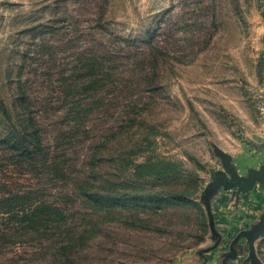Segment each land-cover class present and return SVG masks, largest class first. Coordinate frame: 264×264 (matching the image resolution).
Returning a JSON list of instances; mask_svg holds the SVG:
<instances>
[{"label": "rangeland", "instance_id": "obj_1", "mask_svg": "<svg viewBox=\"0 0 264 264\" xmlns=\"http://www.w3.org/2000/svg\"><path fill=\"white\" fill-rule=\"evenodd\" d=\"M263 11L264 0H0V96L14 110L24 88L67 175L21 160L2 135L0 193L40 190L78 233L95 229L72 258L31 234L1 249L0 264H264V235L251 255L242 234L258 230L264 189H224L216 154L242 176L264 165ZM56 20L60 30L39 33ZM151 47L163 51L156 69ZM86 52L115 80L93 96L63 81L83 71ZM148 162L171 172L140 176L135 163ZM81 180L143 200L100 208ZM181 194L196 204L167 201Z\"/></svg>", "mask_w": 264, "mask_h": 264}, {"label": "trees", "instance_id": "obj_2", "mask_svg": "<svg viewBox=\"0 0 264 264\" xmlns=\"http://www.w3.org/2000/svg\"><path fill=\"white\" fill-rule=\"evenodd\" d=\"M69 18L70 15L66 14L61 20L62 24L65 25ZM97 21L102 22L101 19ZM56 22L57 20L39 24V33L44 35L60 30L61 27H57ZM43 41L42 47L47 48L48 46L45 45L47 41ZM150 52L151 57L148 58L147 62L155 65L154 69H156L161 59L158 53L163 51L159 47H151ZM80 58L82 62H85L82 67L83 71L76 75V78L73 74L63 79L64 83L67 82L70 91L78 89L79 91H76V93L81 92L85 96H93L96 90L103 88L107 83L114 84L113 71L107 69L98 55H89L86 52ZM74 103H77V101ZM0 115L4 122V131L0 132V137L3 135L1 142L12 146L16 156L21 160L30 159L34 161L35 165L41 164L49 173L55 175L57 173L60 174L61 178H67L62 168L63 161L52 155L50 148L44 145L36 113L32 110L30 97L22 86L20 93L14 97V110L0 96ZM143 170H147L146 174L142 172ZM135 171L144 177L154 174L158 177H165L171 172L169 168L163 171L159 170L158 165L152 162L137 165L135 163ZM88 186H90V181L81 180L78 183V187L83 190L84 196L96 205H100V208L104 203H112L113 200L122 203L143 200L138 197L127 199V194L113 196V194L91 191L87 189ZM7 187L5 186V189H3L6 192L5 195L0 193V216L2 217L0 223V252L1 249L15 243L17 238H28L31 234H35L36 238L41 239V242L42 240L52 241L58 255L61 258L64 256L65 259H69L72 258L77 247L84 246L88 242V236L95 231V229L89 230L85 227L81 233H78V225L73 223V220L70 221L72 219L71 215H68L61 207L42 199L40 190L15 192ZM85 189L87 190L85 191ZM152 196L158 197L157 195ZM172 200L196 204L188 199L186 194L174 195L167 199V201ZM204 217L209 219L208 214H205Z\"/></svg>", "mask_w": 264, "mask_h": 264}, {"label": "water", "instance_id": "obj_3", "mask_svg": "<svg viewBox=\"0 0 264 264\" xmlns=\"http://www.w3.org/2000/svg\"><path fill=\"white\" fill-rule=\"evenodd\" d=\"M216 154L222 158L223 165L225 168L224 175L228 176L226 182L222 183L224 189H231L233 187L237 188L236 194L240 195L241 193H249L251 192L257 185H260L264 189V165H262L259 169H250L246 176H242L239 174L237 168L232 163V158L226 154L224 151H216ZM216 186L213 183V186ZM217 187V186H216ZM208 190H206L207 192ZM211 194V193H210ZM214 193L211 194V196ZM210 205L208 204V207ZM258 230L243 232L242 234H246V236L251 235L252 237H248L249 244L251 247V255H253L254 243L253 240L258 237L264 235V214L262 215L260 222L257 225Z\"/></svg>", "mask_w": 264, "mask_h": 264}, {"label": "flooded vegetation", "instance_id": "obj_4", "mask_svg": "<svg viewBox=\"0 0 264 264\" xmlns=\"http://www.w3.org/2000/svg\"><path fill=\"white\" fill-rule=\"evenodd\" d=\"M222 176L224 177L223 174H222ZM224 182H226L225 179H222V180L220 179V185H222V183H224ZM248 233H249V232H248ZM244 235L246 236V234H244ZM250 236L252 237V234H251V235H248V236H246V237L248 238V237H250ZM248 239H249V238H248Z\"/></svg>", "mask_w": 264, "mask_h": 264}, {"label": "crops", "instance_id": "obj_5", "mask_svg": "<svg viewBox=\"0 0 264 264\" xmlns=\"http://www.w3.org/2000/svg\"><path fill=\"white\" fill-rule=\"evenodd\" d=\"M260 160H261V159H257V160H256V165L259 163Z\"/></svg>", "mask_w": 264, "mask_h": 264}]
</instances>
